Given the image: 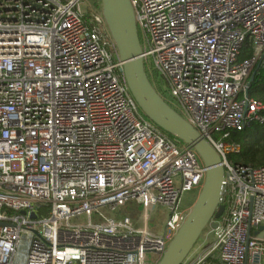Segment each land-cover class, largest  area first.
<instances>
[{"label":"built area","instance_id":"built-area-1","mask_svg":"<svg viewBox=\"0 0 264 264\" xmlns=\"http://www.w3.org/2000/svg\"><path fill=\"white\" fill-rule=\"evenodd\" d=\"M82 1L0 0V264H158L146 255L162 256L189 213L182 194L206 177L192 147L144 116L102 6ZM130 1L150 74L225 167L215 242L183 264H264V165L233 162L241 145L228 140L264 122L249 94L264 0ZM157 204L168 216L151 231Z\"/></svg>","mask_w":264,"mask_h":264},{"label":"water","instance_id":"water-1","mask_svg":"<svg viewBox=\"0 0 264 264\" xmlns=\"http://www.w3.org/2000/svg\"><path fill=\"white\" fill-rule=\"evenodd\" d=\"M102 14L114 39L130 90L143 113L158 127L192 147L207 167L200 193L158 264H183L208 226L225 213V167L216 148L156 89L145 65L143 45L130 0H101ZM252 73L249 87L254 81Z\"/></svg>","mask_w":264,"mask_h":264},{"label":"rangeland","instance_id":"rangeland-1","mask_svg":"<svg viewBox=\"0 0 264 264\" xmlns=\"http://www.w3.org/2000/svg\"><path fill=\"white\" fill-rule=\"evenodd\" d=\"M82 8L88 12L95 10V7L98 6V9L101 8V0H83L82 1ZM142 41H144V38L142 36ZM145 43V42H144ZM152 73V71H151ZM153 78L152 82H154V85L158 92L170 103H172L173 98L171 97L169 93V87L167 82L157 73L150 74ZM173 106H175L174 103H172ZM144 116L148 118L145 114ZM149 119V118H148ZM150 120V119H149ZM176 137V136H175ZM200 191L198 189L192 190V191H186L182 194L181 198V206L184 208H187L188 211L191 210L193 207ZM122 212H126L131 214L133 217L134 223L136 226H143V212L145 210V207L143 204L137 203L136 201H129L124 206H122ZM104 211L105 209H101ZM167 213L168 210L166 207L161 206L160 204L152 205L150 207V218H149V229L151 231L155 229H163L166 219H167ZM86 221H88V217L85 214ZM102 221V218L95 212L92 213V222L93 223H100ZM215 230L211 226H208L205 231L203 232L202 236L200 237L199 241L195 245L194 249L190 253L189 261H193L197 258V256L205 251V249L211 247L215 242ZM161 256L154 254V253H148L146 255V259L148 261H157L160 259ZM187 263V262H186ZM188 264V263H187Z\"/></svg>","mask_w":264,"mask_h":264},{"label":"trees","instance_id":"trees-1","mask_svg":"<svg viewBox=\"0 0 264 264\" xmlns=\"http://www.w3.org/2000/svg\"><path fill=\"white\" fill-rule=\"evenodd\" d=\"M102 6V4H101ZM253 54V46L247 42L240 58L245 59ZM147 73L152 81L154 78L150 75L148 68ZM154 84V82H152ZM155 86V85H154ZM250 96L261 100L264 103V67H259L256 71L254 81L249 87ZM170 103V102H169ZM171 104V103H170ZM172 105V104H171ZM171 137H175L169 134ZM229 141L237 142L241 145V152L231 154L229 158L233 162L251 163L255 166L264 165V122H255L251 128L242 131H232ZM226 205V201L224 202Z\"/></svg>","mask_w":264,"mask_h":264}]
</instances>
